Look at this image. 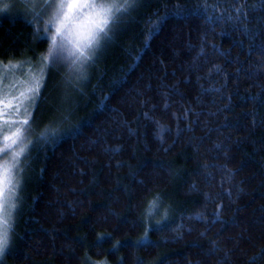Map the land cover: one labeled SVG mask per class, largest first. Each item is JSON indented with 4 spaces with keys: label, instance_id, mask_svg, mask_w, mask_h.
Wrapping results in <instances>:
<instances>
[{
    "label": "trees",
    "instance_id": "1",
    "mask_svg": "<svg viewBox=\"0 0 264 264\" xmlns=\"http://www.w3.org/2000/svg\"><path fill=\"white\" fill-rule=\"evenodd\" d=\"M30 21L0 14V63L48 52ZM49 68L0 264H264V0H138Z\"/></svg>",
    "mask_w": 264,
    "mask_h": 264
},
{
    "label": "snow or ice",
    "instance_id": "2",
    "mask_svg": "<svg viewBox=\"0 0 264 264\" xmlns=\"http://www.w3.org/2000/svg\"><path fill=\"white\" fill-rule=\"evenodd\" d=\"M24 7L25 18L44 25L45 36L55 43L71 42L75 63L83 68L111 39L117 25L138 0H14ZM39 6L40 10L37 11ZM9 4L0 0V13ZM238 12L241 10L238 9ZM246 15V13H245ZM48 19L45 22L44 17ZM55 32V36H50ZM55 66V65H53ZM19 64H0V259L9 244L8 232L14 230L20 214L24 173L31 159L29 146L32 126L30 109L36 106L46 73L42 59L25 72V80L15 79ZM31 121V123H30ZM157 207L153 201L152 210ZM159 230V226H156ZM139 243V241L137 242ZM98 264H105L101 261Z\"/></svg>",
    "mask_w": 264,
    "mask_h": 264
},
{
    "label": "rangeland",
    "instance_id": "3",
    "mask_svg": "<svg viewBox=\"0 0 264 264\" xmlns=\"http://www.w3.org/2000/svg\"><path fill=\"white\" fill-rule=\"evenodd\" d=\"M4 2L9 4V8H8V10L4 11L3 13L8 14V13H12V12H19V14L24 15V11H25L24 7L21 4H19L18 2H14V0H4ZM36 10L37 11L40 10L39 6L37 7ZM29 17H30V19H32L31 16H29ZM44 19L46 22L48 17L45 16ZM35 23L38 27L37 29H39V31H41V34L45 35L44 31H42L44 25L39 23V22H35ZM49 35L55 36V32H50ZM49 42H50V48H49L48 52H46V54L42 57V59L45 61V64H46V73H47L43 77V81H42L43 86H44L45 81L49 75V72L51 71V68H49V66L55 65L56 67L59 66V67L64 68L65 75L67 77L65 79H67V81H68L67 84H72L71 81L75 80L77 78L78 74L80 75L82 73L81 70L86 68L87 66H89V64L92 61H94V59L97 57V55L100 51V50L97 51L96 54L92 57V59L89 60L88 63L83 66V68H80V66L75 63V49H74L73 45L71 44V42L66 41L63 44H61V41L59 40V38H56L55 43H53L51 40H49ZM11 63L20 65V67L18 69H16V71H15V77L14 78L17 80H25L26 77H25L24 73L28 72L30 69L34 68L38 64V63L33 64V63L25 62V61H13ZM0 64H8V63H0ZM43 86L40 88L39 98L35 102L36 106L34 108L30 109L31 118H32V120L35 121V123L37 122V118H38V115L40 113V110H38V108H39L40 101H41L40 97H41V91H42ZM30 123H31V121H30ZM34 131H35L34 127L32 126L31 136H30L32 144L35 143L38 138L40 139L39 136L36 137V134L34 135ZM24 184H25V173H24V180H23V189L20 192V196H22V200H21L20 205H19L20 208L22 206V201H23V197H24V191H25ZM8 237H9V244H8L7 248L4 250L3 257H2V259H0V263L3 261L4 255L11 245L12 237H13L12 236V229L9 230Z\"/></svg>",
    "mask_w": 264,
    "mask_h": 264
}]
</instances>
